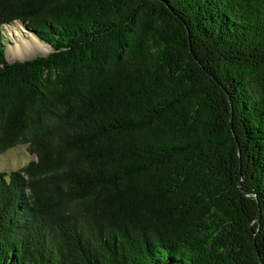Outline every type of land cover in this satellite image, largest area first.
Returning <instances> with one entry per match:
<instances>
[{
	"label": "trees",
	"instance_id": "trees-1",
	"mask_svg": "<svg viewBox=\"0 0 264 264\" xmlns=\"http://www.w3.org/2000/svg\"><path fill=\"white\" fill-rule=\"evenodd\" d=\"M17 146L0 264H264V0H0Z\"/></svg>",
	"mask_w": 264,
	"mask_h": 264
},
{
	"label": "rangeland",
	"instance_id": "rangeland-1",
	"mask_svg": "<svg viewBox=\"0 0 264 264\" xmlns=\"http://www.w3.org/2000/svg\"><path fill=\"white\" fill-rule=\"evenodd\" d=\"M20 28L23 29L22 25H20L18 22H16L12 26L4 27L3 35L5 37V44L7 45V51H8V55H6L7 61L9 60V62H14V61L31 59L37 56H46L52 51L50 46H48L47 44L41 43L40 46L43 49L34 48V51L31 56L25 57L22 59L15 58L12 52L14 46L16 45L15 43L21 44L22 39L32 42V39L30 38V36H28L26 32L25 33L22 32ZM33 159L34 157L28 154L25 146H17L15 148H12L0 154V173L9 174L23 167L24 165H26Z\"/></svg>",
	"mask_w": 264,
	"mask_h": 264
},
{
	"label": "bare ground",
	"instance_id": "bare-ground-1",
	"mask_svg": "<svg viewBox=\"0 0 264 264\" xmlns=\"http://www.w3.org/2000/svg\"><path fill=\"white\" fill-rule=\"evenodd\" d=\"M15 44L16 45L14 46L12 52H13L14 57L19 58V59L31 56L33 51H34V48L35 49H37V48L41 49L42 48L40 46L41 43L37 39H35L34 37H32V42H29L25 39H22L21 44L20 43H15Z\"/></svg>",
	"mask_w": 264,
	"mask_h": 264
},
{
	"label": "water",
	"instance_id": "water-1",
	"mask_svg": "<svg viewBox=\"0 0 264 264\" xmlns=\"http://www.w3.org/2000/svg\"><path fill=\"white\" fill-rule=\"evenodd\" d=\"M258 219H259V217H258Z\"/></svg>",
	"mask_w": 264,
	"mask_h": 264
}]
</instances>
